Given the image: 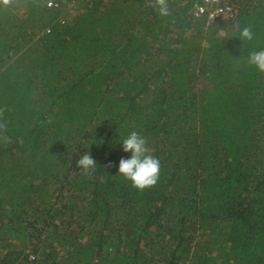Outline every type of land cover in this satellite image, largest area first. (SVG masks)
Here are the masks:
<instances>
[{"label": "trees", "instance_id": "16d2710c", "mask_svg": "<svg viewBox=\"0 0 264 264\" xmlns=\"http://www.w3.org/2000/svg\"><path fill=\"white\" fill-rule=\"evenodd\" d=\"M193 2L0 0V264H264V72L247 61L264 0L215 20ZM134 130L161 162L144 191L118 172Z\"/></svg>", "mask_w": 264, "mask_h": 264}, {"label": "clouds", "instance_id": "9594fccd", "mask_svg": "<svg viewBox=\"0 0 264 264\" xmlns=\"http://www.w3.org/2000/svg\"><path fill=\"white\" fill-rule=\"evenodd\" d=\"M155 3L161 15L168 14L167 0H155ZM240 38L242 40L253 39L252 30L248 27L243 28ZM247 61L258 71L264 72V49L250 52ZM3 111L0 109V139L10 142V138L4 135L7 131V124L3 120ZM122 150L130 153V156L119 160L120 176L129 181L131 186L138 191L155 187L160 179L161 162L159 158L151 154L145 137L135 130L131 131L122 140ZM77 166L83 170L85 175H91L97 167L96 161L87 152L80 156ZM107 166L110 167L111 163Z\"/></svg>", "mask_w": 264, "mask_h": 264}, {"label": "built area", "instance_id": "2783aa9c", "mask_svg": "<svg viewBox=\"0 0 264 264\" xmlns=\"http://www.w3.org/2000/svg\"><path fill=\"white\" fill-rule=\"evenodd\" d=\"M48 5H53L48 2ZM232 11L231 0H200L199 3H195L193 6V15L200 17L206 15L208 19L215 20L221 16L230 14Z\"/></svg>", "mask_w": 264, "mask_h": 264}, {"label": "rangeland", "instance_id": "374dc122", "mask_svg": "<svg viewBox=\"0 0 264 264\" xmlns=\"http://www.w3.org/2000/svg\"><path fill=\"white\" fill-rule=\"evenodd\" d=\"M193 6H194V2H193ZM190 12H193V7L192 6L190 8Z\"/></svg>", "mask_w": 264, "mask_h": 264}, {"label": "crops", "instance_id": "0c3cea01", "mask_svg": "<svg viewBox=\"0 0 264 264\" xmlns=\"http://www.w3.org/2000/svg\"><path fill=\"white\" fill-rule=\"evenodd\" d=\"M195 1L198 2V3L200 2V0H195Z\"/></svg>", "mask_w": 264, "mask_h": 264}]
</instances>
